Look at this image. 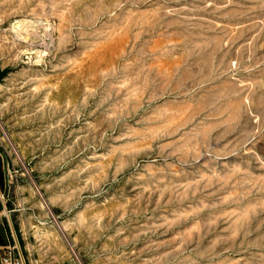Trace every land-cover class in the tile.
<instances>
[{"label":"rangeland","instance_id":"obj_1","mask_svg":"<svg viewBox=\"0 0 264 264\" xmlns=\"http://www.w3.org/2000/svg\"><path fill=\"white\" fill-rule=\"evenodd\" d=\"M0 210L26 264H264V0H0Z\"/></svg>","mask_w":264,"mask_h":264},{"label":"built area","instance_id":"obj_2","mask_svg":"<svg viewBox=\"0 0 264 264\" xmlns=\"http://www.w3.org/2000/svg\"><path fill=\"white\" fill-rule=\"evenodd\" d=\"M0 210V222L4 217ZM1 264H26L23 253L16 242H7L2 247Z\"/></svg>","mask_w":264,"mask_h":264},{"label":"crops","instance_id":"obj_3","mask_svg":"<svg viewBox=\"0 0 264 264\" xmlns=\"http://www.w3.org/2000/svg\"><path fill=\"white\" fill-rule=\"evenodd\" d=\"M7 242H16L18 243L16 240H14L12 234H11V230L7 229L6 225L3 222L0 224V264H1V256H2V247L7 243Z\"/></svg>","mask_w":264,"mask_h":264},{"label":"bare ground","instance_id":"obj_4","mask_svg":"<svg viewBox=\"0 0 264 264\" xmlns=\"http://www.w3.org/2000/svg\"><path fill=\"white\" fill-rule=\"evenodd\" d=\"M170 116V115H169Z\"/></svg>","mask_w":264,"mask_h":264}]
</instances>
